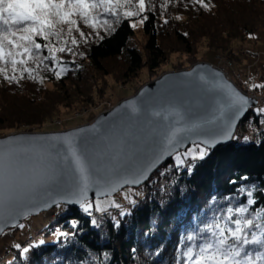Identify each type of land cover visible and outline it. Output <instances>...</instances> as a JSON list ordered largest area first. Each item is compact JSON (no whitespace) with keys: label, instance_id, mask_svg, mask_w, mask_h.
<instances>
[{"label":"trees","instance_id":"trees-1","mask_svg":"<svg viewBox=\"0 0 264 264\" xmlns=\"http://www.w3.org/2000/svg\"><path fill=\"white\" fill-rule=\"evenodd\" d=\"M132 2L135 4L136 0ZM203 2L207 7L193 4L192 0H144V12L135 16L143 20L141 30L146 40L142 53L130 46L134 36L131 22L135 19L123 15L125 10H130L128 8L117 10V24L107 32L94 35L93 39L78 37L76 30L68 36L66 26H59L65 33L60 41L55 37L48 42L36 38L37 42L51 43L54 47L66 42L64 46L72 52L56 53L59 63H55L48 50L42 48L39 55L49 56L48 60L42 63L29 60L17 65L15 72L11 64L0 63L9 76L17 77L9 82L0 75V102L3 98L10 103L0 105V126L8 119L4 107L12 110L18 108V104L23 105L21 113L12 110L15 113H9V118L13 121L16 115L21 116L25 119L23 125L30 126L41 124L54 107H70L74 103L73 96L82 97L90 91L81 87L88 69L106 75L105 65L110 60L124 58V76L133 77L142 67L154 72L171 53L181 51L193 55L197 39H207L210 50L225 51L232 42L246 41L264 29V0ZM76 27L84 28V25ZM170 38L174 44L165 45V40ZM72 39L77 40L76 45L71 44ZM175 46L178 49H174ZM229 49L227 56L236 58V53ZM59 65L66 70L57 78L54 72ZM25 67L33 70L31 77L23 71ZM258 80L259 85H264V66ZM48 85L53 86V90ZM90 88L95 89L93 84ZM255 90L264 94V87ZM20 99L22 101L17 103ZM207 153L204 159L185 166H174L173 160L163 165L173 190L163 203L158 201L160 193L153 189V178L143 187L149 193L116 221L101 216L93 219L80 209L66 208L40 232L45 238L58 226L66 235H60L50 244L35 246L32 243L29 252L23 255L17 250L7 264H177L189 246L186 237L210 223L228 206L246 203L247 192L253 194L254 207L264 209V134L258 144L235 141ZM240 188L245 189L243 194ZM93 220L97 222L95 225ZM117 221L119 227H115Z\"/></svg>","mask_w":264,"mask_h":264},{"label":"snow or ice","instance_id":"snow-or-ice-1","mask_svg":"<svg viewBox=\"0 0 264 264\" xmlns=\"http://www.w3.org/2000/svg\"><path fill=\"white\" fill-rule=\"evenodd\" d=\"M192 3L207 7L203 0H192ZM117 8L130 9L123 12L125 17L139 16L145 10V3L144 0H136L135 4L132 0H0V63L11 64L13 72L16 71L17 65H24L29 60L42 63L49 59V56L39 55L42 48L48 50L53 62L59 63L56 53L72 52L71 48L64 46L66 42L62 41L59 47H54L51 43L37 42L36 38L48 42L55 37L60 41L65 33L59 26H66V34L71 36L73 30L79 31L76 27L77 16L92 28H96L100 23L107 25L106 20L101 22L97 18V10L102 9L99 15H118ZM140 23H143V20ZM80 35L83 37L84 34ZM71 44L76 45L77 40L72 39ZM64 70L61 67L60 71L54 74L59 78ZM23 71L32 76L31 68L25 67ZM0 75L9 82L17 78L14 75L9 76L2 67ZM220 87L224 95L218 101V106L210 112L206 110L205 114H192L187 118L180 112L170 113L174 120L164 127L163 132L158 125L153 127L141 151L143 164L130 167L126 170L128 174L122 175L119 180L112 181L97 175V167L86 162V157L74 149L71 152L74 165L72 170H32L31 175H26L21 169L18 149H0V220L13 218L24 202L31 198L36 188L44 184L55 185L64 193L67 203H77L85 213L91 214L93 207L96 212L104 211L103 202L97 201L93 206L87 201V192L93 185L102 188L106 182L111 183V190L115 191L117 184H138L147 178V172L164 155L175 153L173 158L178 162V167L183 166L189 158L204 159L208 147L231 135L234 122L243 115L248 106V100L239 93L228 86ZM252 87L258 89L264 85L257 84ZM257 111L264 114V108ZM164 119L167 120L168 115H165ZM202 135L210 139L191 140L192 147L183 153L177 152V147L183 145L185 140ZM188 170L191 172V166ZM239 192L243 194L245 189L240 188ZM246 195V203L235 207L228 206L195 234L188 235L186 241L189 246L183 252L182 261L178 260L177 264H264V209L254 207L256 201L251 198V191ZM113 206L119 207L115 204ZM126 214L120 213L121 216ZM92 223L95 225L97 222L93 220ZM19 227L22 228L23 225ZM115 227H119L118 221L115 222ZM16 247L19 248L20 245ZM253 248L259 250L252 251ZM27 252L29 249L23 248L21 255Z\"/></svg>","mask_w":264,"mask_h":264},{"label":"water","instance_id":"water-1","mask_svg":"<svg viewBox=\"0 0 264 264\" xmlns=\"http://www.w3.org/2000/svg\"><path fill=\"white\" fill-rule=\"evenodd\" d=\"M220 86H228L239 93L248 100V106L243 115L234 122L231 135L207 148L213 150L231 143L236 127L245 118L248 109L256 105V100L242 94L233 83L226 80L220 70L208 63H197L190 69L164 74L142 86L130 99L98 115L90 124L61 132L7 135L0 138V149H18L20 166L26 175H31L32 170H72L74 165L71 152L74 149L86 157V162L97 167V175L112 181L119 180L122 175L128 174L127 169L143 164L141 151L153 127L158 125L163 132L164 127L174 120L170 113L180 112L187 118L192 114H205L206 110L210 112L218 106V101L224 95ZM156 113L160 115H155ZM165 115H168L167 120L164 119ZM195 139L210 137L192 136L177 147V152L193 146L191 140ZM174 155L175 153L164 155L147 172V178L138 184H117L115 191L111 190V183L106 182L102 188L93 185L87 192V201L112 197L125 188L138 189L144 186ZM99 192L105 194L99 195ZM60 205L72 209L80 207L77 203H67L64 193L55 185L38 186L13 218L0 220V236L5 231L18 227L25 219Z\"/></svg>","mask_w":264,"mask_h":264},{"label":"rangeland","instance_id":"rangeland-1","mask_svg":"<svg viewBox=\"0 0 264 264\" xmlns=\"http://www.w3.org/2000/svg\"><path fill=\"white\" fill-rule=\"evenodd\" d=\"M117 10H120V8H117L116 11ZM99 13L100 9L97 10V18L101 22L106 20L108 23L107 25L100 23L96 26V28L92 29H88L78 16L75 17V19H77V24L84 25V28L79 27V31H77L79 32L78 37H81L80 33H83V37L93 39V37H95L94 35L101 34L105 31L107 32L113 25L117 24V16L107 13L99 15ZM133 18L135 19V16H133ZM131 23L134 30V36L133 39L130 40V46L136 48L142 53L146 38L142 33L141 23L137 19L132 20ZM88 27L90 28V26ZM172 41L173 40L171 38L166 39L165 45L173 43ZM229 48L236 53V58L233 56H227L230 52ZM174 49H178V47L175 46ZM193 53V55H186L181 51L171 53L168 56V60L154 72H149L147 68L142 67L133 77L127 78L124 76L126 71L124 58H117L106 62L104 69V73H106V75H103L101 72H93L88 69L85 76L86 81L82 80L81 84L83 86L81 87L83 90L89 88V93H86L82 97L77 95L73 96L74 103L68 108L64 106L52 108L51 112L45 116L41 124L36 126L23 125V121L25 119L21 118V116L17 117V115L14 117L13 121L10 120L9 115L15 113L12 110H16V113L22 112L23 105L21 104H18V108L12 110H10V107H4L6 109L5 116L8 119L5 120V124L3 126H0V138L11 134L21 133L61 132L90 124L98 115L109 111L120 102L130 99L142 86L150 84L164 74L187 70L197 63H208L221 66L226 73L231 74L233 80L238 83L237 86L241 87L240 90L247 93L249 85H245L244 87H242V85L250 82V87L253 89V85L259 84V73H261V67L264 66V29H260L254 35L248 37L246 41L238 39L232 42V44L228 46L225 51L210 50L208 48L207 39H197ZM245 53H252L258 55L260 58L254 60L249 58L250 56H247ZM61 67L63 66H57V72L60 71ZM63 68L66 70L65 67ZM65 70L61 72V74H64ZM90 84H93L95 89L90 88ZM48 88L53 90V86L51 85H48ZM255 93L257 96L259 95L260 97H264V94H262L259 90H255ZM6 101L7 100L2 98L0 105L7 106L10 104ZM21 101L22 100L20 99L17 103ZM260 101L261 103L264 102V98ZM245 128L246 126H244V129ZM184 151L180 153H183ZM199 160L201 159L192 160L189 158L185 161L183 166L189 164L190 162ZM177 164L178 162L173 158V165L177 166ZM144 196L145 191L143 187L139 189L125 188L112 197L92 200L88 201V203L95 206L97 201H100L103 202L104 211L121 209L123 212L128 213L130 208ZM109 201L112 203H109ZM131 201H135V203L133 204ZM113 204L119 205V207H115ZM65 210L66 208L64 206H57L48 212L25 219L19 224L23 225L22 228L18 225L15 229L5 231L0 236V261L3 260L4 253L6 251L12 252L16 245H22L24 240L29 238L32 239L33 245L35 246L56 242L62 233L58 226H56L55 230L45 238L40 232L48 226L51 220V215H57L60 211ZM80 211L93 219L95 214L104 212H96L94 207L91 214L85 213L81 207ZM41 241H43V243H41Z\"/></svg>","mask_w":264,"mask_h":264},{"label":"built area","instance_id":"built-area-1","mask_svg":"<svg viewBox=\"0 0 264 264\" xmlns=\"http://www.w3.org/2000/svg\"><path fill=\"white\" fill-rule=\"evenodd\" d=\"M247 56H250L249 58H251V59H257L258 58V55H252V54H250V53H245ZM221 66H217V68H220ZM226 78L228 79V80H233V78H232V76H231V74L230 75H226ZM240 78V77H239ZM240 81H241V79H240ZM245 85H248V84H243L242 85V87H244ZM248 89V88H247ZM247 95L249 96V97H251V98H257L256 97V93L255 92H253V91H251V90H249L248 89V92H247ZM244 126H246V129H248L249 128V126H247L246 124H244ZM263 125H260L259 127H258V129H257V131H255V130H252L253 132H257V133H260L262 130H263ZM249 130V129H248Z\"/></svg>","mask_w":264,"mask_h":264},{"label":"bare ground","instance_id":"bare-ground-1","mask_svg":"<svg viewBox=\"0 0 264 264\" xmlns=\"http://www.w3.org/2000/svg\"><path fill=\"white\" fill-rule=\"evenodd\" d=\"M154 177L157 179V181H159V183L164 184L159 174L155 175ZM169 188L172 189L171 186Z\"/></svg>","mask_w":264,"mask_h":264}]
</instances>
